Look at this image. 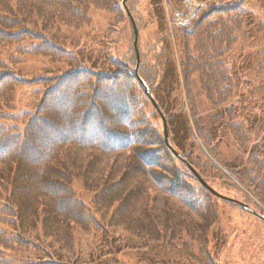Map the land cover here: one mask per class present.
<instances>
[{
    "label": "trees",
    "instance_id": "trees-1",
    "mask_svg": "<svg viewBox=\"0 0 264 264\" xmlns=\"http://www.w3.org/2000/svg\"><path fill=\"white\" fill-rule=\"evenodd\" d=\"M91 1L0 0V120L15 124L0 122V264H14L16 259L12 262L6 253L12 252L10 247L15 243L22 246L20 249L31 248V241L26 236L36 233L39 227L58 249L71 253L75 250L76 232L103 229L99 219L110 223L105 226L109 229L124 230L148 250L176 241L187 246L186 239L198 243L200 249H194L198 256L192 262L203 264L201 260L207 261L209 255L203 245L208 244V237L216 225L217 208L213 205L215 197L200 185L185 161L207 179L198 165L182 153L183 150L175 148L173 142L170 146L165 142V135L155 130L148 119L140 121L136 118V109L142 107L145 100L153 106L145 87L140 85L139 76L153 90L168 58L166 39L154 44L153 49L158 46V51H153L145 63L139 45L142 65L138 71L131 63L117 62L127 75L99 74L96 81L97 75L88 69L66 75L53 87L55 92L44 97L39 113L30 118L29 126L21 130L16 125L20 120L14 113L16 89L27 81L17 77L11 67L18 65L17 60L13 58L9 64L1 51L14 45L24 47L26 43L38 40L43 41L40 43L44 48L66 52L55 42L50 31L47 37L24 27L27 20H31L26 5L34 7L33 12L45 23L50 15V24H60L62 30L63 27L83 26L85 15L74 18L71 11L75 6L87 10L95 8ZM195 1L208 6L187 26H178L176 38L182 42L184 69L200 75L205 93L216 103L220 98L224 101L227 87L230 92L233 88L224 58L239 40L238 34L249 15L246 5L252 0ZM259 2L264 11V0ZM105 3L102 5L105 10H115L111 1ZM259 28L264 34V20ZM110 40L111 36L107 43ZM21 52L28 54L24 49ZM135 54L136 63L137 51ZM260 69L264 73V62ZM68 81L72 84H67ZM69 95L70 100L66 99ZM74 108H77L76 114L70 115ZM140 115L145 116V113ZM195 127L199 129V124ZM235 128L238 127L232 126L238 144L247 150L245 143H248L250 132L241 137ZM149 137L152 139L147 140ZM179 146L183 147L182 143ZM172 148L181 154V159L175 156ZM165 153L172 161L183 165L182 169L177 166L176 174L175 166L169 173L163 164ZM251 155L254 156L251 173L257 176L238 173L240 177L236 178L250 191L258 193L263 207L257 204L261 210L258 211L254 206L234 199L264 217V161L260 163L255 159L256 153ZM80 179L86 189L95 194V207L100 218L90 213L85 202L79 201L73 191L74 182ZM190 179H195L202 187L204 198ZM205 200L208 205L201 203ZM10 230L19 234L20 242L13 243L19 238L11 237Z\"/></svg>",
    "mask_w": 264,
    "mask_h": 264
},
{
    "label": "rangeland",
    "instance_id": "rangeland-1",
    "mask_svg": "<svg viewBox=\"0 0 264 264\" xmlns=\"http://www.w3.org/2000/svg\"><path fill=\"white\" fill-rule=\"evenodd\" d=\"M108 1L112 2L115 10H105L102 5ZM123 1L93 0L91 2L96 7L91 10L75 6L71 17L85 15L83 26L64 27L62 30L59 29L60 24H50V15L45 23L39 14L33 12L36 10L34 7L26 5L25 9L31 20L28 19V24L24 27L47 37L50 31L67 52L44 48L38 40L26 43L24 48L33 52L27 55H23L22 49L15 45L1 51L9 64L13 58L17 59L18 65L12 66L13 71L17 77L27 80L26 84L19 85L16 89L15 113L20 117L17 124L21 130L29 126L30 118L39 113L43 98L47 93L55 92L53 87L65 75L77 69H88L97 75L94 78L96 81L99 74L119 73V77L127 75L117 62L125 61L133 64V68L137 67L135 31L126 9L121 5ZM202 4L204 3L195 0H129L127 6L140 30L142 62L151 57L153 51H158V46L153 49L154 44L165 42V39L168 41V58L160 69L161 76L156 79L152 93L158 96L159 105L168 119L170 137L175 148L183 150L182 153L198 165L205 178L217 190L261 211V200L256 195L258 193L243 186L236 177L251 173V160L254 159L251 153H256L255 159L260 163L264 161V73L260 69L264 62V34L259 28L264 20V11L259 0H252L246 5L249 15L238 34L239 40L224 58L233 81L231 92L227 87L224 97L227 98L231 93L230 98L226 101L225 98V102L220 98L213 103L203 89L200 75L184 69L182 42L176 38L180 23L176 13L183 15L182 23L185 24L192 20L194 7H203ZM110 36L111 42L107 43ZM69 82L72 84V81L67 84ZM66 99L70 100V95ZM74 110L69 114L75 115L77 108ZM136 112L137 120L148 119L147 122L155 130L164 134L163 119L149 101L145 100ZM143 112L145 120V116L140 115ZM195 112L196 116L193 117ZM195 117H198L197 121ZM0 122L12 125L11 121ZM196 123L199 124V129L195 127ZM232 126L238 127L235 129L237 133L240 132L241 137L250 132L248 143H245L247 150L241 149ZM151 139L149 137L147 140ZM180 143L183 147L179 146ZM163 156V164L169 169V173L174 166L175 174L177 166L183 168V165L172 161L168 153ZM215 166L218 167L217 170ZM259 169L262 170L260 167ZM248 176L255 177L257 174L251 173ZM190 182L200 190V197L204 198L205 192L197 181L190 179ZM72 189L78 200L85 202L87 210L100 218L95 207L96 196L86 189L83 180H76ZM201 203L208 205L206 200ZM213 205L217 208L214 218L216 225L208 237V244L203 245L209 255L207 261L198 259L203 264H215L214 260L216 264H264V223L217 198H213ZM99 221L102 222L103 229L76 232L75 250L71 253L58 249L52 239L46 238L41 227L36 233L26 236L31 241V248L20 249L22 246L15 243L16 240L21 241L19 234L10 230V236L19 239L13 240L15 245L10 247L12 252H7L6 256L12 262L16 259L14 264H60L63 261L64 264H194L192 261L197 259L194 249H200L198 243L194 244L186 239L188 247L176 241L153 246L148 250L132 240L124 230L109 229L105 226L110 223L101 219Z\"/></svg>",
    "mask_w": 264,
    "mask_h": 264
},
{
    "label": "water",
    "instance_id": "water-1",
    "mask_svg": "<svg viewBox=\"0 0 264 264\" xmlns=\"http://www.w3.org/2000/svg\"><path fill=\"white\" fill-rule=\"evenodd\" d=\"M128 0H126L125 2H124V5H126V2H127ZM129 17H131V15L129 14ZM132 18V20H133V22H134V19H133V17H131ZM134 28H136V37H135V40H136V42H135V46H136V50L138 51V43H139V30H138V28L136 27V25H135V23H134ZM139 52V51H138ZM138 62L140 63V56L138 55ZM152 101H153V103H154V105H155V107L156 108H159V107H157V105H156V102H155V100H154V98L152 97ZM160 113H161V116H162V118L164 119V123H165V130H166V142H169L168 140H169V134H168V130H167V120L164 118V116H163V114H162V112L160 111ZM177 156H179L178 154H177ZM195 174H196V172H195ZM197 175V174H196ZM198 176V178H199V180L201 181V183L205 186V187H207L216 197H220V198H222V199H225V200H227V201H231V202H236L235 200H233V199H228V198H226L225 196H222L221 194H219V193H217V192H215L210 186H208L207 185V183H205L204 181H203V179L199 176V175H197ZM243 207L245 208V209H249V207L248 206H245V205H243Z\"/></svg>",
    "mask_w": 264,
    "mask_h": 264
}]
</instances>
